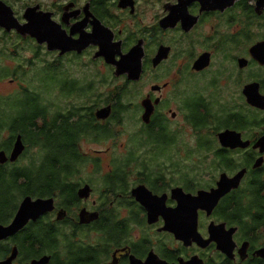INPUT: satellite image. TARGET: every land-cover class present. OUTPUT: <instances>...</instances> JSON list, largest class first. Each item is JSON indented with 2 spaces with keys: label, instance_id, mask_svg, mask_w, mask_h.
<instances>
[{
  "label": "flooded vegetation",
  "instance_id": "flooded-vegetation-1",
  "mask_svg": "<svg viewBox=\"0 0 264 264\" xmlns=\"http://www.w3.org/2000/svg\"><path fill=\"white\" fill-rule=\"evenodd\" d=\"M1 1L17 18L12 5ZM81 3L71 0L59 12H48L73 40L96 35L99 29L101 35L81 50L49 49L46 42L0 27L10 38L15 32L3 50L11 64L0 67V77L12 76L11 84L19 82L18 91L22 89L19 78L32 79L42 92L43 72L49 71L70 82L54 90L51 98L83 103L50 105L38 87L15 97L0 96V153L5 154L0 157V173L7 181L15 172L27 177L36 173L49 157L57 156L53 150L67 138L75 139L79 159L75 173L65 179L68 195L55 191L41 196L40 186L26 177L20 184L33 185L29 193L8 195L0 210L3 227L12 224L25 198H53L55 208L29 219L15 235L0 237V264L9 260L39 264L45 258V264H145L151 258L167 264L192 260L195 264H264V109L252 106L246 93L256 85L264 98V63L252 52L260 43L264 49V0ZM101 41L105 47L97 44ZM30 42L34 49L21 54ZM43 47L54 61H39ZM83 58L91 66L104 67L100 81L121 84L106 95L95 94V74L80 83L76 78V63ZM65 59L68 66L63 64ZM64 66L73 68L76 79ZM34 100L39 109L32 111L34 115L25 114L28 102ZM12 102L18 107L13 108ZM105 109L110 110L109 117L98 119L96 114ZM129 114L135 127L125 140L128 154L120 156L121 164L115 163L102 176L95 159V182H71L76 165L87 163L78 149L80 140L114 138L111 126L121 125ZM28 116L35 117L33 123ZM227 131L234 133L235 141L223 146L219 136ZM19 139L24 151L10 161ZM33 145L41 148L39 165L31 161L17 167ZM96 153L101 156L105 151ZM182 162H191L192 168L176 170V163ZM135 163L138 167L133 171ZM221 184L225 193L212 211L198 210V241L190 233L186 242L177 239L171 230L175 213L169 214L178 207L176 189L197 196ZM86 187L90 192L81 197L79 192ZM16 195L19 201L12 207ZM148 209L156 212L153 219ZM83 212L96 218H82Z\"/></svg>",
  "mask_w": 264,
  "mask_h": 264
},
{
  "label": "water",
  "instance_id": "water-1",
  "mask_svg": "<svg viewBox=\"0 0 264 264\" xmlns=\"http://www.w3.org/2000/svg\"><path fill=\"white\" fill-rule=\"evenodd\" d=\"M70 7L71 5L67 6L66 10H68ZM39 10H40V6L38 5L34 7H28L23 15L24 19L26 20V23L21 24L20 21L15 17L12 8L0 0V27L4 28L8 32L12 31L13 29H16V31L22 36H30L32 38H35L39 43L46 42L48 44L49 49L61 48L63 52L74 49L81 50L82 48L86 47L93 41L94 36L96 37L98 36V34L101 35L99 29L98 30L96 29V35L90 34L89 37L85 35L86 37L83 36L79 40H73L71 39V37H68L66 35V32L63 31L60 26H58L56 23L52 21L50 13ZM85 11L88 12V6L85 7ZM104 42L105 41H101V43L97 42V44H99L100 47H105ZM93 44H96V42H94ZM252 52L255 53L254 54L255 59H257L261 63H264V49L262 48V43L256 45L255 48L252 50ZM252 86L253 88H249L248 91L246 92L248 95L249 103L254 107L264 109V98L260 96L257 86L256 85H252ZM150 111L148 110V113L144 117L146 121L150 116ZM109 115H110V110L107 109L99 111L96 114L98 119H106L109 117ZM232 134L234 133L227 131L219 136L220 142L222 143L223 146L231 145L230 143H233L235 141V137ZM23 151H24V145L21 139H19L14 146L13 152L10 157V161H16L23 153ZM0 157H5V154L0 153ZM0 159L1 161H3L2 158ZM239 180L240 177L238 178V181ZM89 192L90 189L86 187L85 189L80 190L79 195L81 197H83V195L87 196ZM175 192L179 193V196L177 198L178 207L169 212V214L170 213L172 214V212L175 213V222L171 224V230L174 232L176 238L179 240L185 242L188 241V234L190 233L191 235L190 237L198 241L197 239L198 210L203 209V210H207L208 212L212 211V209L217 204L218 200L225 193L222 184L218 189L212 190V192L210 193L201 191L197 196L185 195L181 189H176ZM54 208L55 207H54L53 198L48 200L38 199L36 201H33L29 197L25 198L12 224L8 227L0 226V237L3 236L2 238H5L10 235H15L28 223L27 221L29 219H37L41 215L53 211ZM148 210H149L148 211L149 218L153 219V217L156 216L155 215L156 212H154L152 209H148ZM81 217L82 218L91 217V219H93L96 218V215L94 214L90 215L87 212H83L81 214ZM83 223H88V222H83ZM13 257L11 258V260L13 259ZM45 260L42 261L41 263L39 262L38 263L45 264L46 263ZM194 261L195 260H192L187 263L180 262L179 264H195ZM6 264H11L10 260L6 262ZM133 264H139V263H133ZM145 264H167V263L162 262L156 258H151Z\"/></svg>",
  "mask_w": 264,
  "mask_h": 264
},
{
  "label": "rangeland",
  "instance_id": "rangeland-1",
  "mask_svg": "<svg viewBox=\"0 0 264 264\" xmlns=\"http://www.w3.org/2000/svg\"><path fill=\"white\" fill-rule=\"evenodd\" d=\"M4 1L12 5L13 9L15 10L17 18L21 22L24 20L23 15L28 7H34V6L39 5L40 10L42 11L45 10V12L57 13L60 11L61 7H64L67 4H69V2H71V0H4ZM81 2H82L81 4H84L85 0H81ZM58 17L59 15H55L56 20H58ZM10 35H11V38L5 35L4 31L0 30V67H5L11 64V59L9 58V54L7 53V51L5 52L3 51L5 48L8 47V44H9L8 39L10 38V41L14 40L15 32L10 33ZM33 49H34V45L32 42L26 43L24 46V49L21 51V54L26 55L27 53L30 52V50H33ZM2 52H4L3 55H1ZM27 56H30V54H28ZM53 56L54 55H49V52H47L46 48L43 47V49L41 50V58L39 61L41 62L43 58H45L49 62L54 61ZM68 63H69L68 59L63 60V64L65 66H68L69 65ZM76 65H77L75 67V69H77L76 78L79 80V83L82 82V80L89 75L95 74L97 76V78H94L92 82H94V86L96 88L95 94L99 96H102L103 94L106 95L108 92H112L117 86L121 84V82L119 81L118 82L111 81L109 82V84L107 82L105 84L102 81H100V76L105 75L104 67L102 65H92L91 66L87 63L86 58L79 60L76 63ZM65 66H64L65 71L72 72L73 68L65 67ZM72 76L74 79H76L73 72H72ZM11 79H13L12 76L8 77V75L4 77H0V96H4L6 98L10 96L15 97L21 94L22 93L21 91L29 90L31 89V87L32 88L38 87V84L32 79L19 78L22 89L18 91L20 89L19 82L11 84ZM67 82L68 81H66L63 76L62 78H57L54 73H50L49 71H44L43 79H42L43 90L41 92L40 87H38L39 93H42V94L45 93L44 96H46L47 98L46 100L48 101L47 103L50 105L52 104V105L67 107L73 104V105L81 106L83 104L81 99H78L77 101L74 99H66V98L60 100L55 96L56 93L53 94L55 97L51 98L50 95L53 93V91L59 88L61 85L64 87ZM12 107L17 108L18 106L16 105V103L12 102ZM123 120L124 121L122 122L121 125L111 126V131L113 133H116V135H114L115 136L114 138H110L106 141H103V139L107 138L108 136L100 137L98 139V141L100 142L92 141L89 139L80 140L78 149H79L80 154L87 160V163L84 166L83 164L76 165V176L70 179L71 182L73 183L84 182V181L95 182L96 174L92 175V172L95 170V165L93 164V160L95 159H98L100 162V165H101L100 170L102 171L100 174L102 176H106L105 172H109V170H113L115 163L117 165L121 164L123 159L120 156L128 154L127 143L125 142V140L127 138V135H129L130 133L134 131V127H135V123L133 119H130V114L128 117H124ZM37 124L41 125L42 123L39 120L37 121ZM110 136H111V132H110ZM96 151L97 152L105 151V153L99 156L97 155ZM41 159H42V155H41L40 146L33 145L32 147L28 149L25 159L21 163H19L17 167L24 168L25 164H28L31 161H34L36 165H39ZM86 160H84V162ZM177 164L178 163H176V165ZM180 164H182L183 166L182 169L192 168L191 162H182ZM137 167L138 166L135 163L133 165L132 170L136 171ZM92 176L94 179H90V177ZM77 180H80V181H77ZM100 188L101 186L96 185V189H100ZM11 201H12V207H15L19 201V196L16 195V197L11 199Z\"/></svg>",
  "mask_w": 264,
  "mask_h": 264
},
{
  "label": "trees",
  "instance_id": "trees-1",
  "mask_svg": "<svg viewBox=\"0 0 264 264\" xmlns=\"http://www.w3.org/2000/svg\"><path fill=\"white\" fill-rule=\"evenodd\" d=\"M38 102L36 100L29 101L27 104L26 113L29 115L32 114V111L36 108L39 109ZM35 119L34 116H28V120L32 121ZM23 125L21 122L20 126ZM38 134V136L42 135ZM40 137L35 139V142L39 140ZM75 139L67 138L62 144L55 147L53 153L57 156L55 158L49 157L46 160L45 166L36 173L29 175L21 174L20 172H15L11 179L7 181L4 174L0 173V210L4 209V204L7 202L8 195L12 196L13 193L21 192L23 194H28L29 190L33 185H29V183H21L22 178H28L31 182L37 183L41 189V196H51L55 191H62L66 195H68L66 189L68 188V184L66 183L67 178L72 176L75 173V163L79 160L76 159V148H74ZM49 146V144H48ZM183 168L182 164L178 163L175 166L176 170H181Z\"/></svg>",
  "mask_w": 264,
  "mask_h": 264
}]
</instances>
